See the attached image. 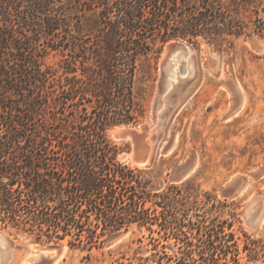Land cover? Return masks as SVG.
<instances>
[{
	"label": "trees",
	"instance_id": "16d2710c",
	"mask_svg": "<svg viewBox=\"0 0 264 264\" xmlns=\"http://www.w3.org/2000/svg\"><path fill=\"white\" fill-rule=\"evenodd\" d=\"M263 3L0 0V224L41 243L66 240L88 257L122 229L153 230L155 209L146 203L155 195L164 207L186 195L177 186L157 192L118 159L108 130L138 121V76L165 44L205 38L222 47L250 37L256 21L264 28ZM51 54L59 59L48 64ZM153 68L148 62L151 77ZM226 222L218 234L232 229ZM169 223L159 225L167 231ZM214 237L206 245L214 247ZM226 259L239 263L238 255Z\"/></svg>",
	"mask_w": 264,
	"mask_h": 264
},
{
	"label": "rangeland",
	"instance_id": "374dc122",
	"mask_svg": "<svg viewBox=\"0 0 264 264\" xmlns=\"http://www.w3.org/2000/svg\"><path fill=\"white\" fill-rule=\"evenodd\" d=\"M259 15L264 19V3ZM256 23L252 36L222 47L205 38L165 44L138 76V121L108 130L121 147L118 159L140 169L157 192L177 186L186 195L164 207L153 203L163 201L155 195L146 203L155 209L153 230L122 229L88 257L66 240L41 243L0 224V264H206L212 257L215 264H264V28L258 32ZM174 43L192 53L174 60L177 77L165 91L166 49ZM58 59L51 54L46 63ZM164 217L167 231L159 225ZM226 220L232 229L218 234ZM227 232L237 242L227 241ZM208 235L217 236L214 247L206 245ZM232 255L239 263L228 262Z\"/></svg>",
	"mask_w": 264,
	"mask_h": 264
},
{
	"label": "water",
	"instance_id": "95a60500",
	"mask_svg": "<svg viewBox=\"0 0 264 264\" xmlns=\"http://www.w3.org/2000/svg\"><path fill=\"white\" fill-rule=\"evenodd\" d=\"M167 58L165 61V74H164V80H163V85H164V90L166 91L169 86L171 85V79L175 76V72H173L170 68L173 65L174 59H175V53L177 51L181 52L182 54H189L190 47L186 44L182 43H174L169 46V49L167 50ZM188 71V68H186L185 72Z\"/></svg>",
	"mask_w": 264,
	"mask_h": 264
},
{
	"label": "bare ground",
	"instance_id": "6f19581e",
	"mask_svg": "<svg viewBox=\"0 0 264 264\" xmlns=\"http://www.w3.org/2000/svg\"><path fill=\"white\" fill-rule=\"evenodd\" d=\"M168 49H169V45H168V47H167L166 50H168ZM191 53H192V50L190 49L189 54H188L189 57H190ZM181 56H182V53H181V52L177 51V52L175 53V59L178 58V57L180 58ZM175 59H174V60H175ZM174 72H175V71H174ZM186 73H187V72H186ZM175 76L177 77V71L175 72ZM176 77H175V79H176ZM121 132H122V131H121ZM121 132H120V133H121ZM1 236H2V234L0 233V238H1Z\"/></svg>",
	"mask_w": 264,
	"mask_h": 264
}]
</instances>
